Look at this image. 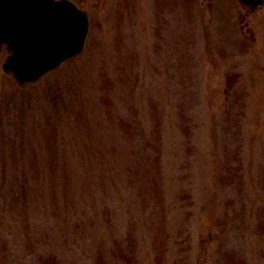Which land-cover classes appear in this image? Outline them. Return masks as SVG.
I'll use <instances>...</instances> for the list:
<instances>
[{
    "label": "rangeland",
    "instance_id": "rangeland-1",
    "mask_svg": "<svg viewBox=\"0 0 264 264\" xmlns=\"http://www.w3.org/2000/svg\"><path fill=\"white\" fill-rule=\"evenodd\" d=\"M73 1L80 58L0 52V264H264V6Z\"/></svg>",
    "mask_w": 264,
    "mask_h": 264
},
{
    "label": "water",
    "instance_id": "water-1",
    "mask_svg": "<svg viewBox=\"0 0 264 264\" xmlns=\"http://www.w3.org/2000/svg\"><path fill=\"white\" fill-rule=\"evenodd\" d=\"M88 29L87 13L69 0H0V50L9 52L3 69L20 87L35 84L82 54Z\"/></svg>",
    "mask_w": 264,
    "mask_h": 264
}]
</instances>
